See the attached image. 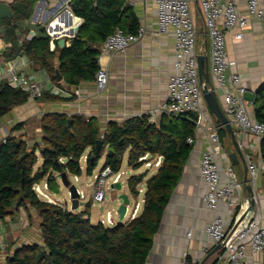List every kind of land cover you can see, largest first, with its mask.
<instances>
[{"label": "trees", "instance_id": "16d2710c", "mask_svg": "<svg viewBox=\"0 0 264 264\" xmlns=\"http://www.w3.org/2000/svg\"><path fill=\"white\" fill-rule=\"evenodd\" d=\"M35 2L15 0L10 5L14 16L12 20L3 21L5 31L2 33V39L10 46L3 52V57L12 60L20 54L25 55L57 86L61 81L70 86L93 81L99 69L98 56L104 40L117 28L126 34H134L139 28L138 18L126 0H71L70 9L82 22L68 47L55 45L51 51V38L44 27L31 38H27L28 30L24 31L26 35L22 39L17 34L19 22L31 17ZM75 25L70 12L66 11L54 19L51 35L70 36ZM56 70L62 77L59 82L55 78ZM28 100L26 89L17 87L8 79L0 80V118ZM36 100L64 101L66 98L43 90ZM253 104L255 119L264 122V83L255 90ZM197 121L198 117L193 113L162 114L158 122H150L148 116L143 115L131 117L122 124L110 122L101 132L93 117L45 115L40 123L43 133L40 152L44 162L37 169H34L36 151L40 147L29 146L24 134H9L0 142V221L12 218L20 208H34L41 218L43 245H22L7 257L6 264H145L163 211L192 151L193 146L187 143V138L194 137ZM22 128L23 124H18L12 132ZM218 133L224 136V127ZM98 139L102 140L100 150L96 149ZM104 151L103 167L109 166L114 172L121 169L125 152H128L127 164L133 169L144 164L139 161L144 155L161 157L155 174L145 182L142 210L137 216L112 227L92 224L89 204L84 211L76 213L36 196L33 187L45 177L49 191L55 193L59 186L56 179L61 173L67 177L82 175L80 159L84 154V172L91 176ZM261 157L264 159V138ZM144 176L132 175L127 179V186L134 196L138 195L136 187ZM237 228L238 222H234L229 233Z\"/></svg>", "mask_w": 264, "mask_h": 264}, {"label": "crops", "instance_id": "0c3cea01", "mask_svg": "<svg viewBox=\"0 0 264 264\" xmlns=\"http://www.w3.org/2000/svg\"><path fill=\"white\" fill-rule=\"evenodd\" d=\"M13 1L15 0H0L9 6ZM126 2L134 10L139 28H143L145 33L140 41L131 45L123 54L105 53L102 55L101 62L108 70V85L102 92H97L94 80L82 81L73 86L61 81L57 86L44 70H41L38 65L23 54L12 60H5L3 52L10 46V43L5 42L0 34V80L8 79L10 81L9 68L14 67L17 73L39 82L45 92L56 95V90H59L58 97L66 98L64 101L29 99L24 105L13 108L9 114L0 118V142L4 141L9 134H24L28 145L31 147L38 145L40 151L43 142L40 123L45 115L51 114H65L67 117L79 115L86 119L93 117L99 123L101 132L105 131L110 122L122 124L131 117L149 116L150 112L154 110L156 115L150 122H158L162 115L158 108L165 100L167 82L173 72V37L170 33L160 34L158 32L155 0H126ZM237 2L240 10L245 12L244 1L237 0ZM66 11L64 0H36L31 17L24 22H19L17 34L22 39L26 35V33L23 34L24 31L28 30L27 38H31L39 34V28L46 29L47 27L52 30V25L49 24ZM68 12L71 10L68 9ZM235 33V30L227 33L225 50L228 60L234 62L230 71L238 72L247 87L245 99L248 103V110L254 117V91L261 83H264V24L250 20L240 40L234 39ZM57 37L65 39V47L70 45L73 38L65 34H60ZM55 41L54 39L50 42L51 51L55 49ZM54 61L57 64V57L54 58ZM216 96L222 108L220 92ZM201 107L200 122L205 120L220 126L219 121L209 112L204 99H202ZM21 123L23 128L12 132V129ZM233 128L237 141L242 145L245 164L243 165L240 159L236 162L235 160L229 161L228 154L234 152V147L226 130L224 136L221 134L219 136L221 149L215 156V161L221 170L222 183L227 181V169H232L237 183L241 186L240 191H235L236 197L241 199L240 205L231 207L225 202H220L215 210H209L206 207L204 202L206 187L199 173V161L201 153L209 146V140L206 133L197 130L194 135L192 151L184 164L181 178L163 211L145 264H182L184 252H187L189 259L197 264H213L218 260L223 248L220 244L211 241L205 229L214 219H220L228 230L234 222L239 224L247 210L243 201L249 196L246 189L249 184L247 165L248 163L258 165L260 162H264L261 157L262 138L243 134L235 126ZM85 156L86 154H84ZM103 157L105 161V156ZM40 158L42 161L41 154ZM152 158L150 157V159ZM123 161H128V152L124 153L122 163ZM36 166L35 169L38 168V165ZM127 166L131 168L128 164ZM138 169L132 171L138 172L140 171ZM149 169L136 174L145 175L140 183L144 189L145 182L155 174L157 168L148 176L147 170ZM82 170V176H86L84 168ZM56 181L59 182V178ZM250 186L255 197L254 217L259 225L264 226V173L257 174ZM123 194H126L131 200L132 196L127 184ZM18 211V215L14 213L12 218L7 217L1 221L4 225L0 224V245L3 241L8 242V237L17 240L19 234L17 235L16 232L22 233L21 229L25 228H21L20 225H30L32 209L20 208ZM91 215V205L89 204L90 222L92 221ZM7 219L9 220L7 221ZM102 219H97L94 223L96 224ZM232 219L234 220L232 221ZM26 244L29 242L25 241L22 245ZM17 247H14L13 250ZM5 257L0 255V264H6ZM246 262L248 264H264V254L253 253L247 249Z\"/></svg>", "mask_w": 264, "mask_h": 264}, {"label": "built area", "instance_id": "2783aa9c", "mask_svg": "<svg viewBox=\"0 0 264 264\" xmlns=\"http://www.w3.org/2000/svg\"><path fill=\"white\" fill-rule=\"evenodd\" d=\"M194 1L197 5L204 31L203 35L205 36V40L200 42L199 32L192 20L189 9L190 0H155L158 32L160 34L170 33L173 37L174 46L173 72L167 82L165 100L158 111L162 114L174 116L188 113L197 115L196 131L206 133L209 140V146L201 153L199 161V173L206 187L205 205L209 210H215L220 202L236 207L240 205L241 199L237 198L235 193L241 190V186L237 183L231 168L226 171L227 181L222 183L221 170L215 161V156L219 154L221 149L218 130L222 126H216L214 123L205 120L200 122L203 96L197 58L198 56L207 57L211 87L216 95L220 92L222 112L232 126H235L243 134L264 138V122L256 120L250 114L245 99L247 87L238 72L230 71L234 62L228 60L225 50L228 32L235 30L234 39L240 40L250 20L264 24V0H243L245 12L240 10L237 0ZM70 3L71 0H64L67 11L70 10ZM45 32L53 41L50 29L46 27ZM144 33L143 28H139L134 34H126L123 30L117 28L104 40L98 56L99 69L94 77L97 92L104 91L108 85V70L101 62L102 55L105 53L110 55L123 54L131 45L140 41ZM9 73L11 74V83L19 88L26 89L29 92L30 100L41 97L43 87L39 82L22 76L17 73L14 67L9 68ZM56 93L59 94V90H56ZM155 115L156 111H151L148 120L152 121ZM187 143L193 146L194 137L187 138ZM139 161H144L147 168L152 166L158 168L161 164V157L151 162L150 157L144 155L139 158ZM247 166L248 183L252 184L257 174L264 173V162H260L258 165L248 163ZM123 175H125L124 172H114L109 166H102L94 175V182L91 186V200L95 203H103L107 191L110 188L115 189L116 184H121ZM75 179L77 180V177ZM33 190L40 200L57 204L50 197L46 183H44L43 188H40L39 183L35 184ZM77 192L79 200L84 201V193L78 188ZM243 202L247 206L246 200ZM127 211L128 206L126 213ZM137 211L138 208L135 207L131 218L136 216ZM243 219L238 224L239 228L243 223L241 232L231 242L229 240L238 228L233 233H229L230 229L228 230L220 219H214L207 225L205 231L208 237L212 242L220 244L223 248V252L213 264H248L246 262L247 249H250L253 253L264 254V226L259 225L254 216L246 221H243ZM100 223L105 226L116 224L110 212H106L105 220ZM182 264L197 263L190 260L188 253L184 252Z\"/></svg>", "mask_w": 264, "mask_h": 264}, {"label": "rangeland", "instance_id": "374dc122", "mask_svg": "<svg viewBox=\"0 0 264 264\" xmlns=\"http://www.w3.org/2000/svg\"><path fill=\"white\" fill-rule=\"evenodd\" d=\"M189 9H190L192 20L194 21V23L196 25V29L199 32V36H198L199 42L202 40H205V36L203 35L204 31H203L201 20L199 18L198 9H197V6L195 5L193 0H190V2H189ZM40 154H41V152L39 150H37L36 155H37L38 164L36 162V165H38V167L42 166V164L44 162L43 157H42V161H41ZM104 154H105V151H104ZM103 156H105V155H103ZM103 158L104 157H102L99 160L98 165L94 169L95 171H93L91 176H87V175H86L87 177L82 176V175H80L78 177L77 176H68L70 183H73L80 191H82L84 193V196H85V200L83 201L84 205L80 206L77 210H75L73 212L80 213L81 211H83L85 209L86 204H90L91 205V213H92V215H91V217H92L91 223L92 224H95L94 223L95 220L100 219V218H103L102 220H105L106 212H110L112 214L116 223L117 222H125L128 219H131L130 217H131V214L134 212L135 207L138 208L136 216L141 212L142 205H143L144 192H145L144 186L142 184H139L136 187V189L138 191L137 196H134L129 190V193L132 196V198H131L132 201L130 200V204L128 205V211H127L125 217L123 219H120L119 214L117 213V209H118L119 205L121 204V201L118 200V197L120 194L124 193L125 185L127 184V179L132 175H136V174L141 173L142 171L150 168L149 170H147V174L149 176L152 172L155 171V168L153 166L147 168L143 164L142 166H140L142 169H138L140 171L134 172V171H132L133 170L132 167L129 168L127 166V161H123V163L121 165L122 167L119 170V171L125 173V175H123L122 179H121V189L116 190V188L115 189L110 188L106 193L105 201L103 203L99 204V203H95L91 200V195H92L91 185L94 182V179H93L94 174H97V172L104 165V159ZM155 158H158V157H155ZM38 159H39V161H38ZM85 160H86V156L84 157V155H83L82 158L80 159L82 169L83 168L85 169V166H84ZM150 160H152L151 162H154V160H156V159L152 158ZM36 165H35V167H37ZM35 167H34V169H35ZM75 177H77V180L75 179ZM45 178L39 182L40 188H43L44 183H46ZM58 183H59L58 184L59 186H58V189L55 193L52 194L49 191L50 197L52 198V200L55 203L61 204L62 206H65V207H67V209L70 210L71 203H70L68 190L61 184L60 178H59ZM139 189H140V192H139ZM133 198H134V200H133ZM31 209H32V212L30 214V220H29L30 225L29 226H24L25 224L20 225L21 228H24V227L25 228L23 230L21 229L22 233L16 232L17 235L19 234V236L17 237V240H12V237L10 239L8 237V240H9V241L7 240L8 242L3 241L1 243L0 255L2 254L4 256H6L5 259H7L8 256H12L14 254L15 250L17 248L21 247L25 241L29 242V244L37 243V244L43 245V241H42V237H41V230H40L41 218L38 216L37 210H35L34 208H31ZM18 212L19 211L15 212V214L17 213V215H18ZM8 220L9 219H7V221ZM23 220H25V219L23 218ZM18 222H20V221H18ZM100 222H97V223H100ZM0 224H2V226L4 225L3 223H1V221H0ZM108 227H112V226H108ZM5 230L7 231V228H5ZM20 239H22V240L20 241ZM16 246H18V247L13 250V248Z\"/></svg>", "mask_w": 264, "mask_h": 264}, {"label": "water", "instance_id": "95a60500", "mask_svg": "<svg viewBox=\"0 0 264 264\" xmlns=\"http://www.w3.org/2000/svg\"><path fill=\"white\" fill-rule=\"evenodd\" d=\"M13 13L10 9V6L7 3L0 2V34H2L5 31V26L3 25V21L8 19L12 20L13 19ZM70 16L72 17V20L76 22L75 27L72 29L73 32H71L70 36L74 37L75 33L80 27L81 24V18L77 16H73L72 11L70 12ZM53 39L56 40V46L59 48H64L65 47V39L61 37H53ZM197 63H198V73H199V78H200V83L202 84V96L203 99L206 102V105L208 107L209 112L211 115L219 121L220 125L224 127L226 130V133L228 136H230L233 147H234V152H231L228 154V159L229 161H240L244 165V159H243V151L240 143L237 141L235 134H234V128L230 121L225 117V115L222 112V109L218 103L216 93L211 87L210 83V77L208 73V66H207V57L206 56H198L197 58ZM55 78L56 81L59 82L62 80L61 75L59 74L58 70L55 71ZM70 123V119L68 120ZM102 147V140L98 139L96 140V149L100 150ZM110 151H108V154ZM60 182L61 184L68 190L69 193V198H70V203L71 211L77 210L80 206L84 205V202L79 200V194L77 192L76 186L73 183H70L67 175L65 173H61L60 176ZM248 184V183H247ZM251 184H248L246 186L247 191L249 192V196L246 200L247 202V215L244 217L243 221H246L248 218L254 216V208H255V197L253 194V189L250 186ZM116 190L121 189L120 184L115 185ZM118 200L121 201V204L119 205L117 209V213L119 214L120 219H123L126 213V208L130 204V200L126 194H120L118 197ZM243 227V223L240 225V227L237 229V231L234 233V235L231 237L229 240L230 242L237 236L239 232H241Z\"/></svg>", "mask_w": 264, "mask_h": 264}, {"label": "clouds", "instance_id": "9594fccd", "mask_svg": "<svg viewBox=\"0 0 264 264\" xmlns=\"http://www.w3.org/2000/svg\"><path fill=\"white\" fill-rule=\"evenodd\" d=\"M71 10V9H70ZM121 185V184H120ZM76 189H77V187H76ZM125 217V216H124Z\"/></svg>", "mask_w": 264, "mask_h": 264}]
</instances>
